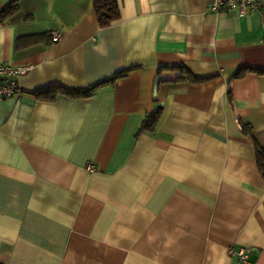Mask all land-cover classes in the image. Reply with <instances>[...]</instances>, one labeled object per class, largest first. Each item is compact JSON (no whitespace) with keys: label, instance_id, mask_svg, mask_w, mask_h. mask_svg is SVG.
<instances>
[{"label":"crops","instance_id":"obj_1","mask_svg":"<svg viewBox=\"0 0 264 264\" xmlns=\"http://www.w3.org/2000/svg\"><path fill=\"white\" fill-rule=\"evenodd\" d=\"M117 1L108 26L93 0L0 16V64L28 67L0 100V262L264 264V73L232 77L264 70V3ZM128 68L89 96L36 94Z\"/></svg>","mask_w":264,"mask_h":264},{"label":"trees","instance_id":"obj_2","mask_svg":"<svg viewBox=\"0 0 264 264\" xmlns=\"http://www.w3.org/2000/svg\"><path fill=\"white\" fill-rule=\"evenodd\" d=\"M92 4H93V8H94V11L97 15L98 23L100 26H108L113 21L118 19L119 10H118V1L117 0H93ZM16 9H17V0H12L10 2V4L2 10V12L0 13V16L5 17V16L13 13ZM170 68L171 69H179L183 73H185V70L183 69L182 66H174V67H170ZM129 69L130 68L120 70V71H116L109 78H106L104 80L96 82V83H94V84H92L86 88H83V89L69 90L66 88L53 86L51 88L40 89V90L36 91V94L43 100H51L56 96L57 93L66 94V95H75V96H80V97L89 96L96 90V88L103 86V85H107L109 83H112L118 78L124 77L127 74ZM248 71L256 72V73H264V70H261V69L243 68L242 67V68H239L233 74L232 77H236V78L242 77ZM196 80H198V79L190 78V81H196ZM158 116H159V110H157L153 113H150L147 116L146 120H144L143 127L144 128L147 127V128L151 129L152 126H154V124L158 120ZM242 129L245 132L250 133L252 139L255 141V137L253 136L252 132H250L251 131L250 125L248 123H242ZM256 145H257V149H256L257 163H258L260 170L262 172H264V150L261 149L257 143H256ZM0 264H2V263L0 262Z\"/></svg>","mask_w":264,"mask_h":264},{"label":"built area","instance_id":"obj_3","mask_svg":"<svg viewBox=\"0 0 264 264\" xmlns=\"http://www.w3.org/2000/svg\"><path fill=\"white\" fill-rule=\"evenodd\" d=\"M264 0H209L207 10L209 11H227L245 14L249 11H255L262 7ZM59 39L58 32L52 33V41ZM28 70L26 66H13L10 64H0V100L10 98H20L23 89L18 84L20 76ZM88 171H93L92 166L87 167ZM232 252V251H231ZM239 264H250L246 250L238 251Z\"/></svg>","mask_w":264,"mask_h":264}]
</instances>
